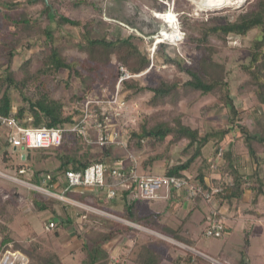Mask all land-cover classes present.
I'll return each instance as SVG.
<instances>
[{
	"label": "trees",
	"instance_id": "1",
	"mask_svg": "<svg viewBox=\"0 0 264 264\" xmlns=\"http://www.w3.org/2000/svg\"><path fill=\"white\" fill-rule=\"evenodd\" d=\"M166 1L169 2V0ZM171 1L175 5V0ZM90 2L91 0H47L46 3L44 0H26V3L30 5L42 4L40 10L44 17L38 18L32 17L26 9L11 13L14 8H23L20 1H1L0 19L4 21L2 24L4 27L0 26L5 34L0 33V58L4 64V68L0 69V117H12L23 127L64 129L60 145L52 147L54 151H57L58 166L49 172H45L43 169L34 170L31 177H26L25 180L36 186H40L39 183L44 184L50 192H59L63 197L84 202L99 211L157 231L181 244L199 250L192 238L188 239L180 234L181 225L172 227L159 221L158 211L141 213L137 206L140 199L133 196L132 186L116 187L113 198L106 197L105 188L67 187L65 172L67 170H82L94 162V158H90L88 152L77 154L73 151V143L79 137L66 129L80 119L82 110L78 108L67 109L66 103L59 94H56L61 82L55 80V73L61 69L67 70L63 88L71 91L73 101H80L94 89L97 82L106 81L101 68L112 62V58L124 64L133 73L141 72L149 65V56L139 48V41L142 39L138 35L130 34L126 37L117 35L108 38L107 33H105L101 37L94 38L91 37V33L95 20L82 21L56 12L60 6L77 8ZM154 2L156 3L154 7L159 9L164 7L162 1H160L161 3ZM92 6L95 7L94 4ZM177 8L179 9V5ZM101 11L102 7L100 6L99 12L101 13ZM44 18L47 19L46 22L43 21ZM207 21L209 19L205 20V22ZM52 22L57 24V28L49 25ZM103 22L108 21L104 20ZM191 22L195 23L196 21L188 18L181 22V28L185 33L182 43L193 48L195 56L190 66L183 67L181 64L178 66L181 72L188 75V78L179 84L174 81L159 80L157 85L132 88L130 94L133 95L148 92L150 94L147 101L148 105L157 107L158 110L144 114L139 119L136 127L129 130L126 145L139 149L145 146L144 142L151 143V145L164 141H167L168 145L185 142L181 149L185 159L168 165L163 174L183 176L191 164L199 158L198 172L192 180L194 183L202 185L205 191H209L210 185L218 188V191L211 196L217 206H237L242 203L246 192L250 194L251 202L257 204L260 197L264 198V111H261L257 106L239 109L226 78L227 72L225 70L222 73L215 71L222 64L212 57L216 49L212 44L211 37L216 35L225 38L230 33L242 38L251 35L248 61L241 66L247 73L246 82L253 86L257 103L264 104V0H255L254 4L239 13L234 20H225L223 23L206 28L203 25V28L195 26ZM61 25L78 27L81 38L70 45L67 37L64 41L62 37L55 34V29H59ZM42 41L48 44L49 52L44 53L46 50L43 51L39 48L37 49L38 52L44 54L37 58L33 49L37 48L38 42L41 43ZM18 44L25 51V56L20 64L14 67V57L19 53L16 49ZM167 45L164 42L157 43V53H164ZM66 47H73L86 58L69 60L64 53ZM95 52L96 55L98 54L96 58ZM173 60L172 57L168 56L167 62H173ZM93 62L96 63L95 66L91 64ZM98 62L101 63V67ZM189 95H192L193 101L204 95H213L216 101L212 107L220 105L226 108L227 120L224 126L220 128L211 127L201 131L200 127L185 122L184 114L176 113L174 110L179 100ZM190 103L192 101H189ZM166 106L169 108H165ZM249 116L252 118V127H248L246 122ZM101 122L102 116L99 115L96 125ZM0 128L5 129L6 132L5 142L0 139V157L6 160L8 149L11 147L7 141L9 130L1 123V120ZM90 131L89 129V136L92 134ZM227 139H229L228 143L223 147ZM234 140L236 142L240 140L246 148L248 156L254 162L252 170L243 168L239 163L238 154L234 150ZM110 147L112 146L104 145L103 150L95 156V160L102 161L104 164L109 161L112 166L116 164L120 157L115 156ZM50 149L27 148L21 150L11 148L13 153L18 154L20 152V161L16 170L18 178L23 179L24 177L19 171L24 170L25 172L31 150H37V159L40 158L41 160L48 156L44 152ZM219 149H222V154L218 158ZM158 159L159 155H154L150 157L148 162ZM219 161L221 162L219 163ZM143 165L146 167V163ZM212 165H216L215 168ZM216 173L217 177L215 176ZM85 188L94 191L89 193ZM32 194V202L36 210L38 212L46 211L43 216L46 227L50 222H53L52 219H57L56 226L68 224L79 227V225L87 222L83 216L73 212V206L67 202L52 199L61 204L62 213L59 214L46 204V199L38 192L33 191ZM169 194L172 197H185L186 193L183 189H170ZM186 198L187 201L192 200L193 208L198 206L197 203L201 198L206 199L200 193ZM154 200L146 201L153 202ZM1 212L4 213L2 210ZM253 212L257 213L258 211L255 209ZM218 216L219 212L215 215L209 213L206 219H217ZM107 222L108 228L103 234L97 238H92L89 245L85 241L82 242V247L86 252L85 257L81 260L83 264H125L118 259L116 262L114 261L111 250L106 247V243L124 232L135 233L136 229L110 218L107 219ZM8 226L5 222L0 224V232L5 231L2 235L0 233V254L7 249L18 250L27 257L26 264H63L57 254L36 255L35 257L33 247L32 250H29L20 246L9 233ZM244 239L245 245H247L249 239L246 235ZM157 242L163 243L168 248L180 249L171 242L161 239ZM182 251L183 254L175 256L169 264H213L202 255L189 250L182 249ZM241 251L243 253L245 250ZM220 262L225 263V260L222 259ZM136 263L162 264V261L155 248L144 246L136 258ZM230 264H245V261L241 258L236 263Z\"/></svg>",
	"mask_w": 264,
	"mask_h": 264
},
{
	"label": "rangeland",
	"instance_id": "2",
	"mask_svg": "<svg viewBox=\"0 0 264 264\" xmlns=\"http://www.w3.org/2000/svg\"><path fill=\"white\" fill-rule=\"evenodd\" d=\"M1 1L3 0H0V9H2ZM5 1H20L23 4L22 9L14 8L11 13L26 9L32 17H44L41 15V3L30 5L26 3V0ZM154 1L159 3L162 1L164 7L160 9L154 7L156 4ZM160 1L91 0L87 5H81L77 8L60 6L56 10L57 13L65 14L74 19L82 21L95 20L93 32L91 33V37L94 38L101 37L105 33H107L108 38L117 35L126 37L130 34H136L142 39V41H139L140 50L149 56L148 67L138 73H133L124 64L112 58V62L101 68V72L106 77V81L97 82L94 85V89L80 101H73L71 91L63 88V81L68 73L67 70L61 69L55 73V80L61 82V86L57 88L56 94H59L69 110L75 108L82 109V101L87 99V96L92 99H102L105 102L115 97V95L117 96V100L112 104L113 109H109L105 102L99 106L94 103L91 104L93 113L90 118L91 126L89 129L92 131V134L89 136V142L76 138L73 143V151L77 152V154L88 152L90 158H94L95 160V156L103 150L104 145L101 146L91 142L99 134L96 121L98 122L99 115L103 116V112H107L108 114L110 112V121L106 128L101 127V133L107 135L111 130H115L119 137L127 141L129 138V130L136 127L139 119L144 114H150L158 110L157 107L154 108L148 105L147 101L150 95L148 92L133 95L130 94L133 90L132 88L157 85L159 80H169L179 84L188 78V75L185 72H181L178 66L179 64L183 67L190 66L195 56V51L190 46H187V44L184 45L182 43L185 36L181 28V22L183 20L190 18L196 21L195 23L191 22L193 25L202 28L204 26L206 28L207 26L223 23L225 20H234L239 13L248 9L255 2V0H228L229 2L227 1L220 6L217 4L207 8V6L200 5L201 0H175V5L171 0L169 2L166 0ZM93 4L95 7L92 6ZM176 4L179 5V9H176ZM100 6L102 7L101 13L99 12ZM157 12L170 13L172 21L164 22L161 18H157ZM103 19L108 22H103ZM208 19L209 21L205 22ZM46 20V18L43 19L44 22ZM3 23L4 21L0 19V25ZM175 23L182 32V39L174 41L173 43L164 41V43L168 44L164 53H157V43H155V40L160 36L159 31H162L163 25L173 28ZM49 25L57 28V24L54 22ZM2 26L4 27V25ZM0 33L5 34L1 26ZM55 34L62 37L64 41L67 37L70 45L76 43L81 38L80 29L70 25H61L59 29H55ZM211 40L216 49L212 57L218 63L222 64L215 71L217 73H222L224 70L227 72L226 78L229 81L231 93L239 109L257 106L261 111H264V104L257 103V98L253 93V86L246 82L247 73H245L241 66V64L248 61V47L251 41V35L245 38L232 33L228 34L225 38L223 36L213 35ZM38 44V47L33 49L37 58L49 52V46L45 41L38 42ZM16 47L19 53L14 57V67L19 65L25 56L23 48L19 47V44ZM39 48L43 49V51L46 50V52L39 53L37 50ZM64 53L69 60L86 58L85 55H81L73 47H66ZM94 56L96 58L98 54L96 55L95 52ZM168 56L174 59L173 62H167ZM91 64L96 65L95 62ZM98 64L101 67V63L98 62ZM121 67L130 73L131 77L119 82ZM2 68H4V64H2V59L0 58V69ZM189 101H192V103L189 104ZM215 101L216 98L213 95H204L194 101L192 95L184 96L179 100L174 111L184 114V121L192 126L200 127L201 131H205L211 127L220 128L226 123L227 112L224 106L217 105L212 107ZM165 108L168 109L169 107L166 106ZM246 122L248 127H252L253 123L250 116ZM0 139L5 142V129L0 128ZM228 140L225 141L223 147L228 143ZM144 144L145 146L139 149L127 145L125 148L116 145H107L112 146L110 148L113 154L120 157L117 161L119 163L116 162L117 164L128 165L129 158L127 154L128 152L133 153L137 163L136 169L138 172L143 173L163 174L168 165L185 159L181 151L185 142H180L175 145H168L167 141L155 145L145 142ZM9 148L7 152L8 156L6 155L7 159L4 160L0 157V224L5 222L6 225H9V233H11L13 239L20 246L29 250H32L33 247L35 257L36 255L57 254L63 264H83L81 260L85 257L86 252L82 247V242L85 241L89 245L92 238H97L106 231L108 228L107 219L114 218H111L109 213L99 211L84 202L76 201L68 197H61L59 192H48V190L46 191L48 187L44 184L41 185L39 183L40 186L37 187L25 180L31 177V173L34 170L43 169L45 172H49L55 169L59 164L57 151L51 148L49 151L44 152L48 156L40 160V158L37 159V150H31L25 172H19L24 175L23 179H20L16 172L20 161V152L18 154L13 153L11 150L12 147ZM234 150L238 154L241 166L252 170L254 168V162L248 156L246 148L240 140L237 142L234 140ZM154 155H159V159L149 163L150 157ZM143 163H146V167ZM105 164L107 167L112 166L109 161H106ZM199 164L200 159L198 158L184 172V175L194 178L198 172L197 167ZM215 176H218L217 173ZM85 189L89 193L90 191H94L88 188ZM33 191L43 196L46 199V204L59 214L62 213L61 204L52 199L67 202L73 206V212L83 216L87 222L81 225L82 228L80 225L78 227V225L71 226L68 224H59L56 226L58 223L57 219H52L54 226L47 228L43 221V216L46 211L38 212L36 210L32 202ZM165 191V188L160 189V195H166L167 191ZM167 196V198L155 199L153 202L140 199L137 205L138 210L141 213L158 211L160 215L159 221L167 223L172 227L181 225V235L188 239H194V244L198 249L217 258L213 260L203 256L213 264H228L229 262H220L222 259L225 260L224 258L233 260L232 263H236L239 259L243 258L244 261L247 259V264H252L253 262L255 264H264V198L260 197L257 204H254L251 202L250 194L246 192L242 203L237 206H217L213 198L209 200L201 198L197 203L198 206L193 208V204H191L192 200L187 201L186 194L185 197H172L170 194H167ZM253 209H256L258 212H253ZM218 212V217L224 222L226 230L220 237H206L203 233L207 224L206 216L209 213L210 215H215ZM127 224L134 227L136 232H124L106 243V247L111 250L115 262L118 259L125 264H137L136 258L142 252L144 246L155 248L163 264H167L176 255L183 254L182 249L199 254L192 247L183 243L181 244L174 239L167 238L157 231L142 227L136 223L135 225ZM229 231L230 234L227 235ZM0 233L2 235L5 231L3 230ZM245 235L249 237V243L247 245H245ZM159 239L171 242L181 250L174 249L167 253V250L165 251V248L158 244L157 241ZM224 248L225 252L221 251ZM241 250L245 251L242 253ZM218 252L220 253L218 254Z\"/></svg>",
	"mask_w": 264,
	"mask_h": 264
},
{
	"label": "built area",
	"instance_id": "3",
	"mask_svg": "<svg viewBox=\"0 0 264 264\" xmlns=\"http://www.w3.org/2000/svg\"><path fill=\"white\" fill-rule=\"evenodd\" d=\"M157 17V16H156ZM159 18V17H157ZM182 32L178 28L175 35L167 37L159 31V38L155 40V43L168 41L173 43L182 39ZM121 74L119 82L126 80L131 77V74L126 72L121 67ZM87 99L82 101L83 108L80 119L71 127L67 128L70 133L89 142L88 130L91 126L90 118L92 117L91 104L100 105L105 101L102 99H92L88 96ZM116 98V99H115ZM117 100V96L108 99L107 103L109 109H113L112 104ZM122 101V100H121ZM110 114V112H109ZM107 112H103L102 122L98 124L99 134L96 136L93 144L99 145H116L119 147H126V140L119 137L115 130H111L109 134L103 135L101 133V127L106 128L110 117ZM1 123L6 126L9 130L7 135V141L14 149H40V148H52L60 145L64 129L57 127H40L30 128L20 126L17 121L12 117H0ZM104 123V124H103ZM102 128V129H103ZM127 149V148H126ZM222 154V149L218 151V158ZM129 158V164H114L112 167H107L102 161L94 160L91 164L82 170H67L65 172V179L67 181V187H92V188H105V194L107 198H113L115 196L116 187H129L132 186L133 196L142 199L150 200L156 198H163L166 195L161 196L159 190L165 188L168 192L170 189L180 190L183 189L188 197L200 193L204 198H211L212 194L218 191V188L210 185L209 191H205L200 184L194 183L193 177L184 175H165V174H149L138 172L136 169L137 163L133 153L127 154ZM216 165H212L215 168ZM19 172H24L20 170ZM1 174V173H0ZM10 177V176H9ZM15 179L14 177H11ZM111 179V181H108ZM113 180V181H112ZM19 181V180H18ZM36 187V186H35ZM38 187V186H37ZM47 191V189H46ZM165 191V192H166ZM48 192H50L48 190ZM61 197H63L61 195ZM111 218L124 223H131L119 217L109 214ZM54 222H50L47 228H52ZM225 230V225L221 219H210L207 220L204 234L206 237H220ZM202 255V253H201ZM26 264L27 259L18 250L7 249L0 254V264Z\"/></svg>",
	"mask_w": 264,
	"mask_h": 264
},
{
	"label": "bare ground",
	"instance_id": "4",
	"mask_svg": "<svg viewBox=\"0 0 264 264\" xmlns=\"http://www.w3.org/2000/svg\"><path fill=\"white\" fill-rule=\"evenodd\" d=\"M227 1L228 0H201L200 5L201 6H205V7L207 6V8H208V7H212L214 5H217V4H218V6H220L221 4H225ZM215 7H217V6H215ZM156 14L164 22L165 21H169V20L172 21L170 13L157 12ZM165 26L163 25V27H162V34L166 35L167 37H171V36L176 34V32H177V24L176 23L173 25L174 26L173 28H170V27H167V26L165 27Z\"/></svg>",
	"mask_w": 264,
	"mask_h": 264
},
{
	"label": "crops",
	"instance_id": "5",
	"mask_svg": "<svg viewBox=\"0 0 264 264\" xmlns=\"http://www.w3.org/2000/svg\"><path fill=\"white\" fill-rule=\"evenodd\" d=\"M118 161V160H117ZM116 161V162H117ZM26 178V177H25ZM167 197V194H166V196L165 197H163V198H166ZM156 199H160V198H156ZM263 223V222H262ZM230 234V231H229V233H227V235H229ZM226 235V236H227ZM166 236V235H165ZM167 238H171V237H169V236H166ZM227 238V237H226ZM171 239H173V238H171ZM248 239H249V237H248ZM194 240V239H193ZM195 241V240H194ZM158 244H160L161 246H163L164 248H165V251L168 253V251H170V250H174L173 248H168L166 245H163V243H158ZM196 252H198L200 255H201V253H202V256H206V257H208L209 259H213V260H215L216 258L215 257H213V256H211V255H209L208 253H206V252H204V251H202V250H196L195 248H193ZM221 251H223V252H225V248L224 249H221ZM22 253V252H21ZM220 252H218V254H219ZM23 254V253H22ZM24 255V254H23ZM177 256V255H176ZM26 257V256H25ZM174 258V257H173ZM172 258V259H173ZM26 259H27V257H26ZM171 259V260H172ZM206 259V258H205ZM225 259V262H230V263H232V261L233 260H229V259H227V258H224ZM247 260V259H246ZM171 261H168L167 262V264H169ZM163 264V263H162ZM197 264H202V263H197ZM229 264V263H228ZM252 264H255L254 262L252 263Z\"/></svg>",
	"mask_w": 264,
	"mask_h": 264
},
{
	"label": "water",
	"instance_id": "6",
	"mask_svg": "<svg viewBox=\"0 0 264 264\" xmlns=\"http://www.w3.org/2000/svg\"><path fill=\"white\" fill-rule=\"evenodd\" d=\"M46 3H47V0H44ZM17 149H19V148H17ZM245 264H247V260L245 259Z\"/></svg>",
	"mask_w": 264,
	"mask_h": 264
}]
</instances>
